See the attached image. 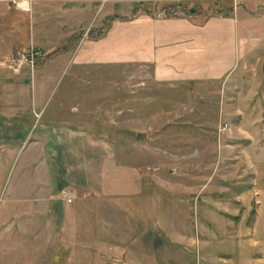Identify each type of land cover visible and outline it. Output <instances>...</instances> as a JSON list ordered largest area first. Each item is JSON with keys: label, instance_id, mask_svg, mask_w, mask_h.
Returning <instances> with one entry per match:
<instances>
[{"label": "crops", "instance_id": "0c3cea01", "mask_svg": "<svg viewBox=\"0 0 264 264\" xmlns=\"http://www.w3.org/2000/svg\"><path fill=\"white\" fill-rule=\"evenodd\" d=\"M127 5L134 2L123 8ZM116 7L115 0H0V59L29 45L41 53L33 68H0V120L38 103L47 70L138 63L149 66L159 82L212 83L229 79L246 58L264 54V13L255 11L253 1L200 22L185 15H134L130 9L121 14ZM104 21L98 35H87ZM66 126L45 134L38 159L31 148L22 162L28 182L3 212L0 235L16 237L14 245L33 253L23 264H111L117 258L123 264H201L193 254L195 228L185 221L207 180L193 189L189 184L181 198L169 196L177 201L170 204L156 194L163 184L117 161L107 142ZM20 149L14 153L5 146L0 153ZM168 187L177 192L173 184ZM236 199L221 197L212 209V201L203 198L201 232L213 234L207 224L212 213L224 219L222 232L237 238L243 204ZM179 201L186 208H178Z\"/></svg>", "mask_w": 264, "mask_h": 264}, {"label": "rangeland", "instance_id": "374dc122", "mask_svg": "<svg viewBox=\"0 0 264 264\" xmlns=\"http://www.w3.org/2000/svg\"><path fill=\"white\" fill-rule=\"evenodd\" d=\"M131 1L134 6L123 8ZM246 1H253L255 11L264 13V0H115V11L153 17L185 15L200 22ZM101 10L102 6L98 13ZM106 25L101 22L87 35H98ZM46 72L38 103L27 113L0 120V148L9 146L14 152L21 145L16 154L0 153V223L15 191L28 182L22 162L31 148L38 159L45 134L68 124L69 131L107 142L117 161L139 167L152 184H163L165 189L156 194L164 199L181 198L189 184L193 189L207 180L194 201L196 208L187 210L190 221H185L196 231V262L201 257V264H264L263 53L258 60L246 58L229 79L212 83L159 82L149 66L138 63L85 66L75 72L66 66L58 73ZM30 88L32 92V83ZM34 90L37 94L36 84ZM171 184L177 188L173 194L167 192ZM224 196H237L236 201L243 204L237 215L243 229H238L237 238L222 232L224 219L219 215L209 216L213 234H203L198 225L199 220L203 222V198L212 201L213 209ZM173 201L177 202L169 203ZM183 205L179 201L178 208H186ZM13 241L18 239L0 235V264H23L33 254Z\"/></svg>", "mask_w": 264, "mask_h": 264}, {"label": "built area", "instance_id": "2783aa9c", "mask_svg": "<svg viewBox=\"0 0 264 264\" xmlns=\"http://www.w3.org/2000/svg\"><path fill=\"white\" fill-rule=\"evenodd\" d=\"M40 54V51L31 45L24 48H17L14 50L12 55L9 56V58H7L5 61H0V67L13 69L16 67L18 68L22 64H26L30 68H33ZM111 264H123V262L121 259H114Z\"/></svg>", "mask_w": 264, "mask_h": 264}, {"label": "water", "instance_id": "95a60500", "mask_svg": "<svg viewBox=\"0 0 264 264\" xmlns=\"http://www.w3.org/2000/svg\"><path fill=\"white\" fill-rule=\"evenodd\" d=\"M193 9L191 8L190 11H192Z\"/></svg>", "mask_w": 264, "mask_h": 264}]
</instances>
